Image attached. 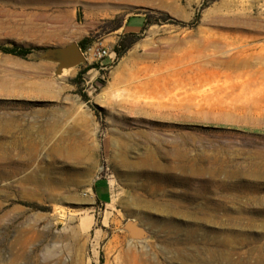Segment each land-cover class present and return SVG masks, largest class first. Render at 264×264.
<instances>
[{
    "label": "rangeland",
    "instance_id": "1",
    "mask_svg": "<svg viewBox=\"0 0 264 264\" xmlns=\"http://www.w3.org/2000/svg\"><path fill=\"white\" fill-rule=\"evenodd\" d=\"M0 264H264V0H0Z\"/></svg>",
    "mask_w": 264,
    "mask_h": 264
},
{
    "label": "bare ground",
    "instance_id": "2",
    "mask_svg": "<svg viewBox=\"0 0 264 264\" xmlns=\"http://www.w3.org/2000/svg\"><path fill=\"white\" fill-rule=\"evenodd\" d=\"M75 66L76 65L68 66V68L72 69V68H75ZM1 129H2L1 131H2V133L4 135V138H9V136H8L9 134L13 135V129H12V127L9 124L6 125V126H2ZM10 144L8 143L7 140H5L3 142V145L1 147L2 162H3V165H4L5 169L12 168V166L16 164L15 167L12 168V169H14V172H17V169H18L17 165L18 164H20V165L25 164L24 163L25 160L14 161L12 153L15 150H17V151L20 150L21 151L22 148L25 147V146L23 144H21L19 141H15L13 144H11V145ZM25 149H26V152L29 155V159H28L27 163H30L32 161V159H34V157H35L34 155L36 154V151L38 150V147L36 146L35 143L29 142L28 146H26ZM63 149L65 150V148H63ZM68 149H69V153H71V154H77L78 153V148L77 147H69ZM6 174L9 175L10 174L9 171H7ZM212 175L214 177H216V175H218V174H217V172H212ZM110 210H113V207H110ZM91 223H92V221H91ZM86 226H87V224H86Z\"/></svg>",
    "mask_w": 264,
    "mask_h": 264
},
{
    "label": "crops",
    "instance_id": "3",
    "mask_svg": "<svg viewBox=\"0 0 264 264\" xmlns=\"http://www.w3.org/2000/svg\"><path fill=\"white\" fill-rule=\"evenodd\" d=\"M146 20L147 17L144 14L129 15L121 31L124 34H139L144 30ZM94 194L101 204H107L111 199V191L108 187V183L104 181L96 182Z\"/></svg>",
    "mask_w": 264,
    "mask_h": 264
},
{
    "label": "water",
    "instance_id": "4",
    "mask_svg": "<svg viewBox=\"0 0 264 264\" xmlns=\"http://www.w3.org/2000/svg\"><path fill=\"white\" fill-rule=\"evenodd\" d=\"M50 56L53 61L59 63V71H62L65 67L68 66H78L81 63L87 62L82 49L76 43L70 44L64 48H55L51 50ZM128 229L131 232H135V235L140 236V232L135 231L134 225L129 224Z\"/></svg>",
    "mask_w": 264,
    "mask_h": 264
},
{
    "label": "trees",
    "instance_id": "5",
    "mask_svg": "<svg viewBox=\"0 0 264 264\" xmlns=\"http://www.w3.org/2000/svg\"><path fill=\"white\" fill-rule=\"evenodd\" d=\"M150 24L149 20H146V24L145 27L148 26ZM144 27V29H145ZM90 39L89 38H85L82 42H80L79 46L82 49H85L88 44L90 43ZM133 43H129L128 45L125 46L124 44V40H121L120 43L118 44V46L115 48V51L117 53V55L120 57L123 55V53L125 52V50H127L128 48L131 47ZM33 52V50L30 49H26V50H19L16 53V55L22 56V57H26L28 55H30Z\"/></svg>",
    "mask_w": 264,
    "mask_h": 264
},
{
    "label": "built area",
    "instance_id": "6",
    "mask_svg": "<svg viewBox=\"0 0 264 264\" xmlns=\"http://www.w3.org/2000/svg\"><path fill=\"white\" fill-rule=\"evenodd\" d=\"M104 53V55H107V53L106 52H103ZM101 55V54H100Z\"/></svg>",
    "mask_w": 264,
    "mask_h": 264
}]
</instances>
